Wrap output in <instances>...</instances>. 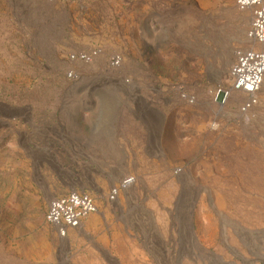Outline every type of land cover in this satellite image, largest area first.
<instances>
[{"label": "rangeland", "instance_id": "obj_1", "mask_svg": "<svg viewBox=\"0 0 264 264\" xmlns=\"http://www.w3.org/2000/svg\"><path fill=\"white\" fill-rule=\"evenodd\" d=\"M251 19L237 0H0V264H264V78L243 112L218 92L264 50ZM74 190L97 210L60 237L48 205Z\"/></svg>", "mask_w": 264, "mask_h": 264}, {"label": "built area", "instance_id": "obj_2", "mask_svg": "<svg viewBox=\"0 0 264 264\" xmlns=\"http://www.w3.org/2000/svg\"><path fill=\"white\" fill-rule=\"evenodd\" d=\"M240 9L251 10L252 19L248 29V37L255 43L264 45V0H237ZM82 58L88 59L89 54L81 53ZM120 62L118 56L111 58V63ZM230 89L219 88V96L226 100L230 90L246 93V100L241 105V111H246L257 101V91L264 78V50L248 48L236 52V60L230 69ZM131 177L123 180V185L130 183ZM118 189L111 190V197L117 195ZM97 210L92 197L88 193L70 191L69 193L51 199L46 212V220L53 225L60 237H65L69 230L78 227L82 220Z\"/></svg>", "mask_w": 264, "mask_h": 264}]
</instances>
